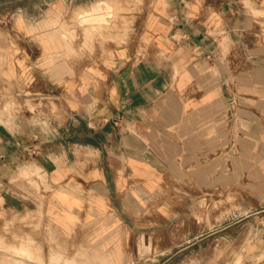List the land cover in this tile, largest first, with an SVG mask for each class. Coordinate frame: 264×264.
Wrapping results in <instances>:
<instances>
[{
	"label": "crops",
	"instance_id": "obj_1",
	"mask_svg": "<svg viewBox=\"0 0 264 264\" xmlns=\"http://www.w3.org/2000/svg\"><path fill=\"white\" fill-rule=\"evenodd\" d=\"M130 9L0 0V213L42 202L95 264H264V239L228 235L259 228L264 0Z\"/></svg>",
	"mask_w": 264,
	"mask_h": 264
},
{
	"label": "rangeland",
	"instance_id": "obj_2",
	"mask_svg": "<svg viewBox=\"0 0 264 264\" xmlns=\"http://www.w3.org/2000/svg\"><path fill=\"white\" fill-rule=\"evenodd\" d=\"M145 0H131L132 17L141 11V5ZM100 21L110 20L115 23V28L123 29V10L119 8H108L105 4L99 5ZM91 10L84 13L85 22ZM108 16V17H107ZM134 20V19H133ZM129 27V26H128ZM138 27L133 23L131 29L135 31ZM39 188L38 181L36 182ZM264 186H260V200H246L251 197V191H244L243 211H260L256 215L258 222L255 227L259 228H232V237L241 235L246 244L252 237L264 239ZM35 210H6L0 213V264H95V258L89 246L83 241H76L61 233L53 223L45 216L42 202H37ZM2 214V215H1ZM259 218V219H258ZM255 219V220H256ZM251 221V220H245ZM240 230L243 231L239 234ZM237 232V233H236ZM227 234L218 233L215 237L226 236ZM162 261H148V264H162ZM165 264H170V261Z\"/></svg>",
	"mask_w": 264,
	"mask_h": 264
}]
</instances>
